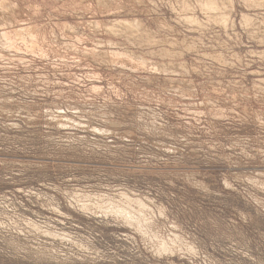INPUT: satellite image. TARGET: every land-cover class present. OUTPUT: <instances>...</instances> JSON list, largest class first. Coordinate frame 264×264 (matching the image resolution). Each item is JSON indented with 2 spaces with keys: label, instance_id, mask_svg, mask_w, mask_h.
<instances>
[{
  "label": "rangeland",
  "instance_id": "obj_1",
  "mask_svg": "<svg viewBox=\"0 0 264 264\" xmlns=\"http://www.w3.org/2000/svg\"><path fill=\"white\" fill-rule=\"evenodd\" d=\"M0 264H264V0H0Z\"/></svg>",
  "mask_w": 264,
  "mask_h": 264
}]
</instances>
